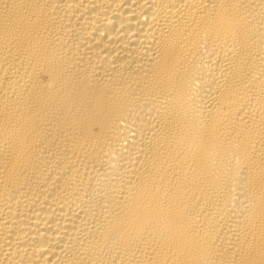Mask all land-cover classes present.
Instances as JSON below:
<instances>
[{"label":"bare ground","instance_id":"1","mask_svg":"<svg viewBox=\"0 0 264 264\" xmlns=\"http://www.w3.org/2000/svg\"><path fill=\"white\" fill-rule=\"evenodd\" d=\"M0 264H264V0H0Z\"/></svg>","mask_w":264,"mask_h":264}]
</instances>
